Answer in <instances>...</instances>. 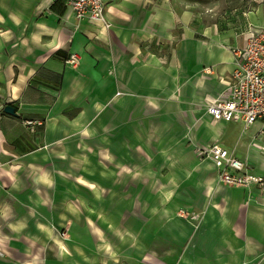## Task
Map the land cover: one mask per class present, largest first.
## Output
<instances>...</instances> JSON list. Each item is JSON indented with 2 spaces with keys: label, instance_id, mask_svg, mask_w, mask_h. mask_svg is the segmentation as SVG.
<instances>
[{
  "label": "crops",
  "instance_id": "1",
  "mask_svg": "<svg viewBox=\"0 0 264 264\" xmlns=\"http://www.w3.org/2000/svg\"><path fill=\"white\" fill-rule=\"evenodd\" d=\"M54 2L0 0V264H264V190L219 183L208 159L174 195V207L197 219L168 209L136 246L128 234L124 250L104 256L37 246L39 217L22 205L39 202V186L47 189L40 202L54 201V157L78 155L85 171L86 156L127 154L126 144H112L129 139L123 125L176 126L196 115L195 142L217 143L264 178V122L213 121L205 110L227 84L230 48L244 43L249 25L259 28L252 16L199 22L183 0H102L104 24ZM70 53L76 64L65 62ZM157 139L180 134L163 128ZM70 140L81 143L55 147Z\"/></svg>",
  "mask_w": 264,
  "mask_h": 264
},
{
  "label": "rangeland",
  "instance_id": "2",
  "mask_svg": "<svg viewBox=\"0 0 264 264\" xmlns=\"http://www.w3.org/2000/svg\"><path fill=\"white\" fill-rule=\"evenodd\" d=\"M183 1L192 6L199 22H213L220 15L237 14L248 21L252 16L255 27H264V0ZM257 18L261 20L255 24ZM251 28L249 25L246 31ZM183 116L176 126L123 125L120 130L129 139L112 144L127 145L128 153L86 156L85 171L78 170V155L55 156L54 163L58 166L53 173L54 201L40 202L47 189L39 186L35 190L39 202L22 205L27 211L32 208L39 217L37 246L49 247L53 255L63 250L72 256L78 252L77 247H85L87 257H93L94 251L104 256L111 248L124 250L131 234L136 246L141 241L143 227L148 224L156 227L159 217L168 209L178 216L197 219L193 210L174 207L173 202L177 200L174 195L189 186L193 178L191 167L201 162L197 148L210 144L197 143L192 138L198 117ZM163 128L167 133L180 134V140H158V132ZM63 142L55 147L77 148L81 143L79 140ZM160 148L167 154L161 153ZM64 160L71 163L69 171L61 166Z\"/></svg>",
  "mask_w": 264,
  "mask_h": 264
},
{
  "label": "built area",
  "instance_id": "3",
  "mask_svg": "<svg viewBox=\"0 0 264 264\" xmlns=\"http://www.w3.org/2000/svg\"><path fill=\"white\" fill-rule=\"evenodd\" d=\"M76 19L104 21L102 0H63ZM233 68L223 91L205 107L213 121H235L248 126L255 120L264 122V27L246 31L241 46L230 48ZM78 58L70 53L65 62L76 64ZM199 158H207L216 171L217 181L226 186L264 190V178L247 171V165L217 143L198 147Z\"/></svg>",
  "mask_w": 264,
  "mask_h": 264
},
{
  "label": "water",
  "instance_id": "4",
  "mask_svg": "<svg viewBox=\"0 0 264 264\" xmlns=\"http://www.w3.org/2000/svg\"><path fill=\"white\" fill-rule=\"evenodd\" d=\"M2 109H3V111L5 113H8V114H13L14 113L13 107L8 105V104H5Z\"/></svg>",
  "mask_w": 264,
  "mask_h": 264
},
{
  "label": "trees",
  "instance_id": "5",
  "mask_svg": "<svg viewBox=\"0 0 264 264\" xmlns=\"http://www.w3.org/2000/svg\"><path fill=\"white\" fill-rule=\"evenodd\" d=\"M58 0H55L53 4H51V7H54V5L57 3Z\"/></svg>",
  "mask_w": 264,
  "mask_h": 264
}]
</instances>
